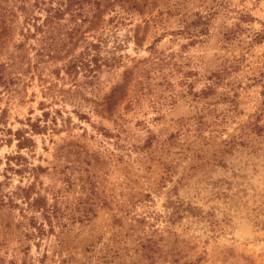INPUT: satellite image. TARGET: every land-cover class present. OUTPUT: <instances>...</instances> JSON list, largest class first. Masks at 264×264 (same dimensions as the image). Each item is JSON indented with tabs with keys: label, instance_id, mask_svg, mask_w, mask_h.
I'll return each instance as SVG.
<instances>
[{
	"label": "rangeland",
	"instance_id": "374dc122",
	"mask_svg": "<svg viewBox=\"0 0 264 264\" xmlns=\"http://www.w3.org/2000/svg\"><path fill=\"white\" fill-rule=\"evenodd\" d=\"M0 193V264H264V0H0Z\"/></svg>",
	"mask_w": 264,
	"mask_h": 264
},
{
	"label": "trees",
	"instance_id": "16d2710c",
	"mask_svg": "<svg viewBox=\"0 0 264 264\" xmlns=\"http://www.w3.org/2000/svg\"><path fill=\"white\" fill-rule=\"evenodd\" d=\"M51 9H52L51 6L50 7H47V8H44V10L47 12V15H49L51 13ZM57 10H58L57 13L59 15H61L64 12L60 8L57 9ZM34 125L35 124H32V127H34ZM37 129H39V128H36V130ZM37 131H39V130H37ZM15 134H16V136L19 139V141H18V147L19 148H23L24 146L29 145L31 143V141H32L30 138H26V137H24V138L21 139V134H22V131L21 130H17ZM233 145H231V146H233ZM19 189H20V191H22V193H17L16 192L18 196H10L8 198V202H9L8 205L18 206V204L16 203V201H17L16 199L17 198L18 199L22 198V199H24V201L28 202V209L32 207L33 210H35L36 208L37 209H40L41 207H43V204L41 202L42 200H41L40 197L33 198V200L31 201L30 200V195L28 193V188H24V187L22 188V187H20ZM20 194H22V195H20ZM6 201L7 200H5V196H3L2 193H0V204L7 203ZM45 213L43 215H45ZM37 220H38V217L35 216V215H32L30 217L29 224H30L31 227H34L36 229L34 232H31L30 233V236L31 237H35V236L41 237V236H43L45 234V231L46 230L43 227V222H41L40 224H38L39 222H37ZM45 256L46 255H44L42 258H39V261H43V259L45 258Z\"/></svg>",
	"mask_w": 264,
	"mask_h": 264
}]
</instances>
